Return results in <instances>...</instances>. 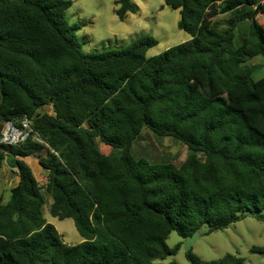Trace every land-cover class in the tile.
<instances>
[{"label":"trees","instance_id":"16d2710c","mask_svg":"<svg viewBox=\"0 0 264 264\" xmlns=\"http://www.w3.org/2000/svg\"><path fill=\"white\" fill-rule=\"evenodd\" d=\"M164 3L191 39L147 58L158 45L149 36L84 53L66 19L72 0H0V141L7 123L31 130L0 142V169L18 171L0 204V264H162L181 247L167 245L173 232L223 230L245 211L264 220V76L247 66L264 65V0ZM117 5L121 21L138 12L132 0ZM145 129L187 146L186 160L137 158ZM35 156L44 185L25 161ZM43 191L81 243L44 219Z\"/></svg>","mask_w":264,"mask_h":264},{"label":"rangeland","instance_id":"374dc122","mask_svg":"<svg viewBox=\"0 0 264 264\" xmlns=\"http://www.w3.org/2000/svg\"><path fill=\"white\" fill-rule=\"evenodd\" d=\"M117 1L72 0L73 4L66 12V19L70 26L76 27V38L84 53L121 51L136 40L149 36L158 41V45L150 48L146 53V57L151 58L191 39L188 33L178 27L179 11L166 6L164 0H132L138 6V12L128 14L124 21L119 20L116 15ZM255 19L264 28V12L258 13ZM246 30L247 26L244 25L236 29L235 46L240 45L242 34H245ZM247 66L253 69L256 79L264 76L261 56L247 62ZM43 111L51 113V108L47 107ZM21 125L24 133L30 131L29 123L25 120L21 121ZM133 153L137 158L148 157L152 161H171L180 165L186 160L189 150L187 146L171 137L159 138L145 129L133 145ZM37 159L38 156L27 159L34 173L35 171L38 173V168L41 169L39 165L37 167ZM16 179L17 170L5 163L0 169V204L9 200L10 190ZM41 181L42 185L46 183L44 180ZM43 194L44 219L56 227L65 243L70 245L81 243L82 237L74 221L54 218L50 213L53 199L45 191ZM239 216L238 221L223 230L210 231L209 226L205 224L196 232L198 236L194 238L189 252L199 260L197 264L219 262L227 255L240 259L236 264H264V220H259L247 211L241 212ZM184 242L185 239L177 232H173L167 240V245L174 248L180 244L178 253L157 262L194 264L187 258Z\"/></svg>","mask_w":264,"mask_h":264},{"label":"built area","instance_id":"2783aa9c","mask_svg":"<svg viewBox=\"0 0 264 264\" xmlns=\"http://www.w3.org/2000/svg\"><path fill=\"white\" fill-rule=\"evenodd\" d=\"M5 127L6 128H5L4 132H3V138L0 141L2 143H5V144H16L18 142H21V141L25 140V138L28 135V133H24V131L22 129H18V128L14 127L11 123H7L5 125ZM26 127H28L27 124H26Z\"/></svg>","mask_w":264,"mask_h":264},{"label":"water","instance_id":"95a60500","mask_svg":"<svg viewBox=\"0 0 264 264\" xmlns=\"http://www.w3.org/2000/svg\"><path fill=\"white\" fill-rule=\"evenodd\" d=\"M196 236H198V234L194 233L192 236H189L185 239L184 245L187 252L191 250L192 242Z\"/></svg>","mask_w":264,"mask_h":264},{"label":"crops","instance_id":"0c3cea01","mask_svg":"<svg viewBox=\"0 0 264 264\" xmlns=\"http://www.w3.org/2000/svg\"><path fill=\"white\" fill-rule=\"evenodd\" d=\"M27 159H28V158L25 159L26 162H27ZM27 163H28V162H27ZM28 164H29V163H28ZM36 164H37V167H38V159L36 160ZM29 165H30V164H29ZM31 168H32V166H31ZM39 170H40V171H39ZM35 175L37 176V179H38V181L40 182L41 185L43 184L41 180L47 181V179H46V177H45V175H44V172H43L41 169L38 168V173H36V171H35ZM42 178H43V179H42ZM17 179H18V177H17Z\"/></svg>","mask_w":264,"mask_h":264}]
</instances>
